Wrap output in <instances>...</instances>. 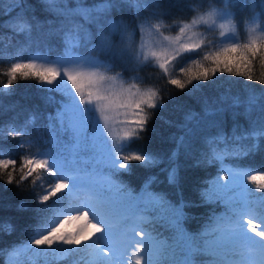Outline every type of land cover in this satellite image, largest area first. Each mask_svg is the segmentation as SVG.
Here are the masks:
<instances>
[{"label":"snow or ice","instance_id":"1","mask_svg":"<svg viewBox=\"0 0 264 264\" xmlns=\"http://www.w3.org/2000/svg\"><path fill=\"white\" fill-rule=\"evenodd\" d=\"M230 2L236 0H225V9L219 13L213 11L207 18L184 24L175 37L163 36L159 24L142 21L138 29L139 49L132 41L128 25L122 21H107V13L127 6L135 8L139 14L150 6L148 0H103L91 9L81 10L80 15L100 25L101 34L91 52L120 61L112 39L113 34L119 33L121 60L136 65L154 61L167 83L183 92L189 86L197 88L208 83L218 75L227 74L254 82L253 61L264 59V28L259 23L260 16H253L247 29L248 38L242 42L236 33L232 13L227 9ZM16 7L23 9L24 0H17ZM217 16L223 21L218 25ZM198 23L216 25L220 39L206 44L200 34L193 31ZM79 39L84 43L91 42L86 31L79 34ZM202 50L204 54L201 55ZM186 53L201 58H192L188 67L176 65L178 58ZM177 67L179 75L175 74ZM111 70L91 53L76 55L74 42H70L60 58L50 59L46 54L37 53L26 61L11 63L3 72L7 80L0 84V92L4 95L10 94L14 83L21 80H35L45 91L62 92L64 99L57 101L60 107L55 111V119L67 135V144L57 153L25 156L19 161L22 180L39 169L56 179L38 195L35 234L27 246L12 252L13 264H19L16 258L25 252L53 249L57 245L64 246L58 249L64 256L73 250H81L82 246L94 250L99 256L98 264H164L163 257H169L167 264H196L193 257L198 255L210 257L208 264H264V196L254 203L248 188L253 185L264 192V170L233 168L223 163L225 156L240 159L255 154L260 139L264 138V126L239 134L234 128L231 137L237 142L234 150L214 155L221 164L223 175L211 180L203 195L208 200L227 204V216L214 217L212 224L196 236L184 232L180 226L182 213L174 212L168 218L175 228L169 244L158 234H153L148 217L142 215L150 210L151 200L137 199L130 194L113 198L91 179L94 170L82 167L80 163V153L89 151L99 154L101 162L113 172H128L133 162L146 167L158 162L153 155L131 150L129 145L147 134L155 112L164 107L161 91L141 87L139 82H128L125 86L119 73L108 74ZM47 100H54V97L49 96ZM207 103L205 101V105ZM212 114L213 110L205 107V115ZM196 115L191 114V118ZM52 118L50 115L49 119ZM117 123L123 125V134H117L113 139L119 141L120 146L108 144L105 135L111 133ZM23 135L24 131L15 125L0 127V141L17 140ZM217 139L223 141L226 137L221 134ZM242 140L251 143L240 144ZM125 141L129 143H123ZM18 147L23 148V143ZM5 155L6 150L0 147V173L7 176L6 184L12 185L18 161L11 156L4 158ZM116 191L120 189L116 188ZM81 192L89 193L87 201H79ZM115 220L123 222L119 231L115 230ZM177 252L186 255L176 258ZM34 254L51 255L46 251ZM81 259L73 260L72 264H80Z\"/></svg>","mask_w":264,"mask_h":264},{"label":"trees","instance_id":"2","mask_svg":"<svg viewBox=\"0 0 264 264\" xmlns=\"http://www.w3.org/2000/svg\"><path fill=\"white\" fill-rule=\"evenodd\" d=\"M102 2L24 0L21 9L16 7L17 0H0V84L6 82L7 77L3 72L11 63L37 53L46 54L50 59L60 58L68 44L74 42L76 55L87 56L91 53L96 56L112 69L109 75L119 73V78L126 82L125 86L128 82H139L141 87L159 89L164 97V107L155 112L147 134H142L140 140L129 145L131 150L146 151L156 157L158 162L155 165L146 167L133 162L130 171L113 172L101 162L99 154L94 155L90 151L80 153V163L82 167L94 170V175L106 177L103 184L94 182L113 198L130 194L137 199H159L161 203L149 207L150 210L143 212V215L148 217L153 234H158L160 239L172 243L175 228L168 218L174 212L182 213L180 226L184 232L199 236L212 224L214 217L228 214L227 204L208 200L203 195L210 187L211 180L223 174L221 164L214 159V155L234 150L237 143L231 139L234 128L239 134L264 126V83H261L264 80V59L253 61L251 74L254 82L227 74L218 75L208 83L200 84L197 88L189 86L181 92L167 83L154 61L136 65L121 60L119 33L113 34L112 39L120 61L91 52L93 44L99 40L100 25L86 19L80 12ZM148 3L150 6L143 8L139 14L135 8L127 6L107 13V21H122L128 25L137 49L140 47L138 29L142 21L159 24L160 33L175 37L180 34L179 29L184 24L190 25L193 20L207 18L213 11L219 13L225 9V0H148ZM262 5L264 0H236L228 4L227 9L232 13L236 33L242 42L248 38L247 29L253 16H260L259 23L264 28ZM215 18L217 25L223 22L218 16ZM82 31L88 33L90 43L79 39ZM193 31L200 34L206 44L220 39V30L216 25L198 23ZM192 58L199 59L201 56L182 54L175 64L188 67ZM175 74L179 75L178 67ZM49 96L54 100H47ZM62 99V92L45 91L35 80L14 83L8 95L0 92V127L15 125L24 131V135L17 140L0 141V147L6 150L4 158L11 156L18 161L12 185H7V176L0 173V264H6L13 250L30 243L37 228V197L55 182L56 178L43 169L27 179H20L19 161L25 156L38 157L41 153L49 152L55 154L67 144V135L55 119V111L60 107L57 101ZM205 107L212 109L213 114L205 115ZM218 108L221 111H215ZM193 113L197 114L195 118H191ZM50 115L52 119H49ZM117 134H123V125L118 123L113 125L111 133H105L109 144L120 146V142L113 139ZM221 134L226 137L223 141L217 139ZM21 143L23 148L18 147ZM239 143L249 144L251 141L242 140ZM223 163L233 168L264 170V138L260 139V147L255 154L240 159L225 156ZM116 188L120 191H116ZM248 188L250 196L255 197L252 200L254 203L264 196V192L255 186L248 185ZM58 249L59 245L53 249L29 251L24 264H72L73 260L81 257L80 264H98V261L90 259V250L85 246L63 257ZM45 251L51 255L34 254ZM185 255L177 252L176 258ZM168 259L162 258L164 264ZM193 259L196 264H208L211 258L198 255Z\"/></svg>","mask_w":264,"mask_h":264},{"label":"rangeland","instance_id":"3","mask_svg":"<svg viewBox=\"0 0 264 264\" xmlns=\"http://www.w3.org/2000/svg\"><path fill=\"white\" fill-rule=\"evenodd\" d=\"M163 36H167V35H163ZM159 38H162V37H159ZM28 59V58H27ZM27 59H21V60H18L17 62H20V61H26ZM101 124H102V121H101ZM107 143H108V141H107ZM109 144V143H108ZM223 175V174H222ZM105 176L104 175H102V176H100V175H94V177L92 178L93 180H95L96 182L97 181H99V183L98 184H103V182H104V180H105ZM108 184V183H107ZM88 196H89V193L88 192H81L80 194H79V201H87V199H88ZM253 198H255V197H253V196H250V199L251 200H253ZM145 200H151L152 201V203L149 205V207H154V206H156V205H158V204H160L161 202H160V200L159 199H153V198H146ZM157 201L159 202V203H157ZM142 206V205H141ZM143 207V206H142ZM115 226H116V231H119V229H117V225L115 224ZM95 239V238H94ZM258 239V238H257ZM28 244H26V245H24V246H22L21 248H24L25 246H27ZM60 247H64V246H59V248ZM21 248H18V249H21ZM18 249H16V250H18ZM16 250H13V251H16ZM12 251V252H13ZM12 252L8 255V258H7V262H6V264H13V258H12ZM26 253L27 252H25L24 254H22V255H20V256H18L16 259L19 261V264H24L25 263V261H26ZM90 254H89V257H90V259L91 260H93L94 262H96V261H98L99 260V256H98V253H96L94 250H90V252H89ZM64 255L61 253V257H63Z\"/></svg>","mask_w":264,"mask_h":264}]
</instances>
